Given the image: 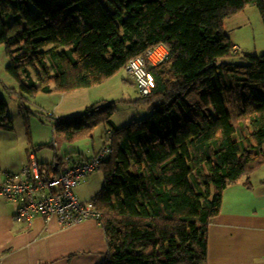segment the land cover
Returning <instances> with one entry per match:
<instances>
[{"label": "trees", "instance_id": "1", "mask_svg": "<svg viewBox=\"0 0 264 264\" xmlns=\"http://www.w3.org/2000/svg\"><path fill=\"white\" fill-rule=\"evenodd\" d=\"M249 4L264 22V0H0L7 69L32 96L97 86L149 50H169L159 65L148 60L150 94L125 78L141 94L135 102L152 110L148 118L118 126L107 99L52 116L54 133L71 142L108 129L106 184L94 199L108 244L101 264H208L223 190L264 164V54L220 62L235 48L225 21ZM7 117L0 97L5 130Z\"/></svg>", "mask_w": 264, "mask_h": 264}, {"label": "crops", "instance_id": "2", "mask_svg": "<svg viewBox=\"0 0 264 264\" xmlns=\"http://www.w3.org/2000/svg\"><path fill=\"white\" fill-rule=\"evenodd\" d=\"M93 88L51 93L57 95V102L53 104L57 109L50 115L59 117L57 110H60V114L68 116V110L60 108L66 96L73 94L71 99L92 97V91L79 94ZM76 104L79 109H86L92 103ZM40 108L45 111L44 107ZM102 127L98 126L93 134L98 136L99 132L101 135L105 132L108 136V129L103 127L102 130ZM36 159L44 164L54 163L39 161L37 154ZM73 159L76 163L79 157ZM27 163L29 157L28 160L21 158L15 166L21 169ZM65 167H69L68 163ZM0 196V264H101L105 260L108 244L100 221L88 219L62 227L55 217L37 216L30 227L13 219L19 204ZM208 241V264H264V164L223 190L221 211L209 223Z\"/></svg>", "mask_w": 264, "mask_h": 264}, {"label": "rangeland", "instance_id": "3", "mask_svg": "<svg viewBox=\"0 0 264 264\" xmlns=\"http://www.w3.org/2000/svg\"><path fill=\"white\" fill-rule=\"evenodd\" d=\"M224 28L231 36L235 48L230 56L220 58V62L246 63L250 61V55L264 54V22L256 4H249L241 13L227 19ZM47 59L50 63L49 58ZM9 64L10 59L6 54L5 46L1 44L0 97H3L8 104V117L3 124L9 125L10 128H7V130L0 128V181L7 172L18 173L24 166H32L31 158L34 154L35 157L37 154L39 161L44 159L52 162L56 154L59 155V158L62 160L60 163L56 155L53 164L38 162L40 166L49 165L51 168V165H57L59 169H63L68 163V168H71L76 165L75 160L70 158L71 161H67V157L69 156L66 155L72 153L74 158L79 156L80 158L77 162L81 161V159L89 160L92 158L90 156L101 144H109L105 132L102 135L99 132L98 136L93 134L92 136L90 135L72 142L64 140L54 133V124L56 120L52 118L54 115L50 114L57 109V107L53 105L57 102L55 101L57 95L55 97L53 94L50 95L51 93H40L39 96H32L26 93L25 90L22 89L18 79L8 71L7 68ZM36 69L40 72V68L37 65L35 68H31V70H33V77L39 81ZM125 78L130 79L132 76L126 69L120 70L107 81L94 86L92 90H86V92L79 94L86 95L88 92L92 91V97L85 96L83 99H71V95L73 94H68L65 104L61 105L60 108L61 110H68L67 112L69 114L67 115L71 117L81 114L85 110L79 109L80 107L76 103L85 101V104H89L101 99H107L113 100L116 103L113 119L118 126H124L134 119L143 120L148 118L152 110L144 103L135 102L141 97V94L138 88L125 81ZM22 80H25V82L27 81L23 75ZM132 80L134 79L132 78ZM80 97L82 96H79V98ZM39 105L44 107L45 111L41 109ZM49 108L52 109L49 110ZM57 112L61 116L66 115V113L60 114V110H57ZM102 130H104L103 127ZM54 142H58V146L53 148H37L47 143H52L54 145ZM27 152L29 153V163L25 164L21 169L16 167L15 165L20 163L21 158L28 160ZM100 168L101 166L91 172L88 179L83 181L81 185L73 188L74 194L82 201L94 200L101 195L106 180ZM18 204L20 208L22 202L19 201ZM39 216L44 217L43 215ZM88 219L91 218H85L82 221Z\"/></svg>", "mask_w": 264, "mask_h": 264}, {"label": "built area", "instance_id": "4", "mask_svg": "<svg viewBox=\"0 0 264 264\" xmlns=\"http://www.w3.org/2000/svg\"><path fill=\"white\" fill-rule=\"evenodd\" d=\"M168 54L169 50L165 46H158L149 50L146 56L130 60L128 72L143 94H150L156 85L148 60L156 63ZM111 150L110 146L104 144L91 159H81L71 168L59 169L53 165V173L49 170L42 171L34 154L31 158L32 166H24L18 173L7 172L0 183V193L8 201L22 202L13 215L14 221L30 227L39 215L47 219L55 217L62 227L77 224L85 218L100 221L102 213L95 201H81L74 194L73 188L86 181L90 173L101 166L102 160ZM67 161H71L70 157H67Z\"/></svg>", "mask_w": 264, "mask_h": 264}, {"label": "bare ground", "instance_id": "5", "mask_svg": "<svg viewBox=\"0 0 264 264\" xmlns=\"http://www.w3.org/2000/svg\"><path fill=\"white\" fill-rule=\"evenodd\" d=\"M168 56V55H167ZM167 56L164 58V59H162L161 61H158V62H156V63H153L154 65H159V64H161L162 62H164L165 61V59L167 58Z\"/></svg>", "mask_w": 264, "mask_h": 264}, {"label": "clouds", "instance_id": "6", "mask_svg": "<svg viewBox=\"0 0 264 264\" xmlns=\"http://www.w3.org/2000/svg\"><path fill=\"white\" fill-rule=\"evenodd\" d=\"M91 201V200H90ZM86 202H88V201H86Z\"/></svg>", "mask_w": 264, "mask_h": 264}]
</instances>
